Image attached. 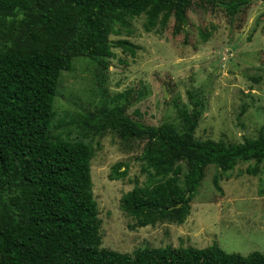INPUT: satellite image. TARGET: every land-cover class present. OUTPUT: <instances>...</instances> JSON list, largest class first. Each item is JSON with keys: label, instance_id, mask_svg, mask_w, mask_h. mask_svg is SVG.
Masks as SVG:
<instances>
[{"label": "trees", "instance_id": "1", "mask_svg": "<svg viewBox=\"0 0 264 264\" xmlns=\"http://www.w3.org/2000/svg\"><path fill=\"white\" fill-rule=\"evenodd\" d=\"M194 2L224 7L231 16L250 4V0H0V264H264V252H227L218 243L144 246L132 253L103 247L91 167L95 149L83 138L52 132L58 84L63 72L73 69L75 58H89L107 70L114 47L132 54L137 48L127 39L110 38L117 24L129 26L128 18L143 13L148 31L161 14L163 22L171 15L184 22ZM209 34H204L205 40ZM130 92L83 113L80 123L84 138L111 129L125 141L147 140L141 159L159 178L152 184H136L121 198L122 209L136 226L184 223L211 164L227 172L240 162L254 161L247 173H259L264 130L242 142L198 139L202 116L198 101L180 109L181 127L156 126L131 117ZM123 165H114L111 179L128 175ZM220 179L217 174L213 181L222 191Z\"/></svg>", "mask_w": 264, "mask_h": 264}, {"label": "rangeland", "instance_id": "2", "mask_svg": "<svg viewBox=\"0 0 264 264\" xmlns=\"http://www.w3.org/2000/svg\"><path fill=\"white\" fill-rule=\"evenodd\" d=\"M162 18L163 14L150 31L146 13L128 18L129 26L117 24L110 38L127 39L137 48L132 54L114 47L107 70L89 58L74 59L73 69L64 71L58 84L52 132L83 138L95 149L91 167L103 247L132 253L144 246L218 243L227 252H264V163L256 175L247 173L254 161L240 162L227 172L211 164L184 223L136 226L122 209L121 198L136 184H152L159 178L141 159L147 140L125 141L111 129L83 137L82 114L129 89L133 104L128 113L146 124L181 127L180 109L198 101L202 110L198 139L242 142L264 130V0H250L235 16L224 7L194 2L186 21L174 15L166 22ZM206 32L210 34L205 40ZM118 162L128 167V175L111 179ZM217 174L222 191L214 185Z\"/></svg>", "mask_w": 264, "mask_h": 264}]
</instances>
